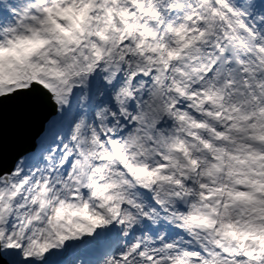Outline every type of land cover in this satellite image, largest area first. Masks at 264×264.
Instances as JSON below:
<instances>
[{
	"label": "snow or ice",
	"instance_id": "obj_1",
	"mask_svg": "<svg viewBox=\"0 0 264 264\" xmlns=\"http://www.w3.org/2000/svg\"><path fill=\"white\" fill-rule=\"evenodd\" d=\"M0 264H264V0H0Z\"/></svg>",
	"mask_w": 264,
	"mask_h": 264
},
{
	"label": "water",
	"instance_id": "obj_2",
	"mask_svg": "<svg viewBox=\"0 0 264 264\" xmlns=\"http://www.w3.org/2000/svg\"><path fill=\"white\" fill-rule=\"evenodd\" d=\"M33 133L34 129L22 132L14 120L11 112H9L5 116L2 128L5 160H11L19 152L27 148L29 146L30 137Z\"/></svg>",
	"mask_w": 264,
	"mask_h": 264
}]
</instances>
